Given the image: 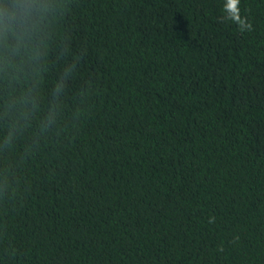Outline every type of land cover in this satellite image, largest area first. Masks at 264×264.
I'll list each match as a JSON object with an SVG mask.
<instances>
[{"label":"trees","instance_id":"trees-1","mask_svg":"<svg viewBox=\"0 0 264 264\" xmlns=\"http://www.w3.org/2000/svg\"><path fill=\"white\" fill-rule=\"evenodd\" d=\"M225 2L0 0V264H264V0Z\"/></svg>","mask_w":264,"mask_h":264},{"label":"clouds","instance_id":"clouds-1","mask_svg":"<svg viewBox=\"0 0 264 264\" xmlns=\"http://www.w3.org/2000/svg\"><path fill=\"white\" fill-rule=\"evenodd\" d=\"M239 6L240 0H226L223 5L225 15L222 19L235 23L241 32L250 31L252 30V24L247 17H241Z\"/></svg>","mask_w":264,"mask_h":264}]
</instances>
